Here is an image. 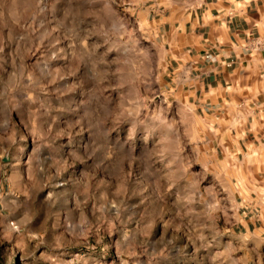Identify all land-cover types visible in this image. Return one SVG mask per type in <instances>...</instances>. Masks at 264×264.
I'll list each match as a JSON object with an SVG mask.
<instances>
[{
	"label": "rangeland",
	"instance_id": "1",
	"mask_svg": "<svg viewBox=\"0 0 264 264\" xmlns=\"http://www.w3.org/2000/svg\"><path fill=\"white\" fill-rule=\"evenodd\" d=\"M200 1L0 0V264H264L257 107L178 48Z\"/></svg>",
	"mask_w": 264,
	"mask_h": 264
},
{
	"label": "crops",
	"instance_id": "2",
	"mask_svg": "<svg viewBox=\"0 0 264 264\" xmlns=\"http://www.w3.org/2000/svg\"><path fill=\"white\" fill-rule=\"evenodd\" d=\"M185 38L179 50L190 63V69L200 70L210 80L209 90L218 103H251L257 107L246 115L252 125L246 129L250 139V158L257 171L248 181L261 199L264 198V53L249 51L248 45L264 35V0H201L188 13ZM213 55L215 62L207 64L204 55ZM197 60L198 65L193 62ZM209 77V78H208ZM208 78V79H207ZM234 93L228 99L227 91ZM211 98V97H210ZM254 199V198H253ZM256 218L253 209L248 210L244 225L246 233L259 235L264 243V202ZM236 228H239L236 226Z\"/></svg>",
	"mask_w": 264,
	"mask_h": 264
},
{
	"label": "built area",
	"instance_id": "3",
	"mask_svg": "<svg viewBox=\"0 0 264 264\" xmlns=\"http://www.w3.org/2000/svg\"><path fill=\"white\" fill-rule=\"evenodd\" d=\"M252 47V50L264 53V35L254 39Z\"/></svg>",
	"mask_w": 264,
	"mask_h": 264
}]
</instances>
